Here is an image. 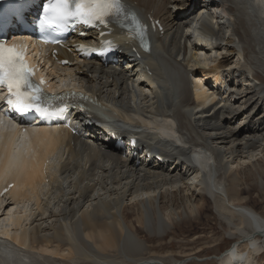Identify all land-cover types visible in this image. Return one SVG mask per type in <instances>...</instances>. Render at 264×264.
<instances>
[{
    "label": "bare ground",
    "instance_id": "6f19581e",
    "mask_svg": "<svg viewBox=\"0 0 264 264\" xmlns=\"http://www.w3.org/2000/svg\"><path fill=\"white\" fill-rule=\"evenodd\" d=\"M128 1L164 25L163 36L153 35L151 60L128 52L122 66L87 63L69 70L116 109V123L140 131L142 143L175 163L137 166L98 143L77 140L73 147L56 131L22 138L10 132V149L0 148V190L11 181L15 187L8 200L0 199V261L178 264L176 256L164 255L160 263L148 258V241H164L180 222L192 227L210 217L235 240L234 249L217 258L220 264H258L264 217L251 207L250 195L264 192V80L257 78L264 76V0ZM217 69L229 85L217 94L221 99L194 96L190 78ZM168 118L182 144L165 131ZM35 141L45 148L21 175L13 170L19 152ZM191 151L209 158L194 162ZM193 239L189 247L220 240ZM206 254L188 251L190 257Z\"/></svg>",
    "mask_w": 264,
    "mask_h": 264
},
{
    "label": "snow or ice",
    "instance_id": "6c2138e0",
    "mask_svg": "<svg viewBox=\"0 0 264 264\" xmlns=\"http://www.w3.org/2000/svg\"><path fill=\"white\" fill-rule=\"evenodd\" d=\"M43 13L39 24L43 31L63 32L70 20L93 27L114 23L127 29L131 38H138L148 47L145 25L123 0H48ZM45 39L46 42H59ZM111 48V41L106 42L101 54ZM81 50L88 51L83 45ZM33 75L34 69L28 66L25 53L14 45L9 46L6 40H0V88L7 89L5 103L20 114L35 112L44 118L57 114L45 106V93L41 87L44 81L34 82Z\"/></svg>",
    "mask_w": 264,
    "mask_h": 264
},
{
    "label": "rangeland",
    "instance_id": "374dc122",
    "mask_svg": "<svg viewBox=\"0 0 264 264\" xmlns=\"http://www.w3.org/2000/svg\"><path fill=\"white\" fill-rule=\"evenodd\" d=\"M170 8H172L174 12L178 10L177 8ZM257 78L260 80H264L263 75H259ZM251 197V207L264 217V192H259L256 189L251 190L250 198ZM180 224L181 226L178 227V230L173 228L171 230L172 233L167 238H165L164 241L160 242L158 239L154 238L148 241L147 247L150 250L148 258H156V261L159 262V258H162L164 255H168L176 256L177 259L180 260L178 264H220V261L218 259L222 257V255H224L229 249L235 246V240L231 239L230 236L225 233V231H221L216 222L213 221L210 217L200 219L197 223H194L192 227L185 224L183 225V223L181 222ZM208 235H210L211 237L215 236L217 237V239L220 238V240L216 241L215 243H209L207 245L199 244L193 247H189L192 238H194L193 240H195V238L201 236L210 237ZM261 244L264 246V240H261ZM192 249L196 251L204 250L207 254L203 255V257L205 256L204 258L197 256L190 257L188 255V251ZM258 259H260L257 262L258 264H264V257Z\"/></svg>",
    "mask_w": 264,
    "mask_h": 264
}]
</instances>
